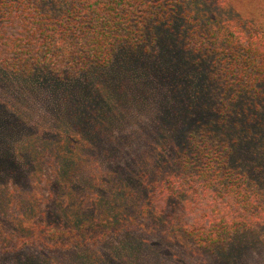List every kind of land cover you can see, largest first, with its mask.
<instances>
[{
  "label": "rangeland",
  "instance_id": "1",
  "mask_svg": "<svg viewBox=\"0 0 264 264\" xmlns=\"http://www.w3.org/2000/svg\"><path fill=\"white\" fill-rule=\"evenodd\" d=\"M197 1L225 20L264 16V0ZM184 45L173 33L157 49L124 51L73 78L0 69V159L12 164L0 169V264H264V226L212 251L170 240L169 224L142 211V177L157 184L174 174L159 177L161 134L171 150L216 110L239 132L264 122V85L235 102L217 97L220 85ZM64 161L72 179L61 174ZM69 180L87 198L72 211L78 223L53 212L60 193L71 196Z\"/></svg>",
  "mask_w": 264,
  "mask_h": 264
},
{
  "label": "trees",
  "instance_id": "2",
  "mask_svg": "<svg viewBox=\"0 0 264 264\" xmlns=\"http://www.w3.org/2000/svg\"><path fill=\"white\" fill-rule=\"evenodd\" d=\"M197 2L0 0V69L26 77L47 72L73 78L108 68L124 51L157 49L178 33L184 48L201 56L202 69L220 85L217 97L235 102L254 94L264 85V16L225 20ZM196 120L190 123L196 128L179 135L182 140L171 150H165L167 136L161 134L164 146L153 151L159 177L169 168L174 174L157 184L142 177L147 191L142 211L169 224L163 233L170 240L220 251L234 236L264 226V122L239 132L218 110ZM64 162L61 174L71 177L74 166ZM8 163L0 159V169L11 167ZM70 180L71 196L60 193L53 212L78 223L79 214L72 211L87 198L77 199Z\"/></svg>",
  "mask_w": 264,
  "mask_h": 264
}]
</instances>
